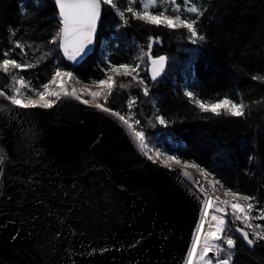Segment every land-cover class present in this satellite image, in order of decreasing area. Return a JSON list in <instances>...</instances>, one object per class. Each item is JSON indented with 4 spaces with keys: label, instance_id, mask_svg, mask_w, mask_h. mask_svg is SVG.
Instances as JSON below:
<instances>
[{
    "label": "water",
    "instance_id": "95a60500",
    "mask_svg": "<svg viewBox=\"0 0 264 264\" xmlns=\"http://www.w3.org/2000/svg\"><path fill=\"white\" fill-rule=\"evenodd\" d=\"M104 12L88 55L63 56L74 68L96 52ZM83 100L21 108L0 96V264H186L201 194Z\"/></svg>",
    "mask_w": 264,
    "mask_h": 264
},
{
    "label": "trees",
    "instance_id": "16d2710c",
    "mask_svg": "<svg viewBox=\"0 0 264 264\" xmlns=\"http://www.w3.org/2000/svg\"><path fill=\"white\" fill-rule=\"evenodd\" d=\"M115 2L121 9L128 6L127 0ZM194 2L206 9L197 24L206 39L197 43L188 39L186 29L147 25L132 18L131 13L127 14L129 23L124 25L115 10L105 5L97 50L76 69L64 59L58 42L52 43L60 27L54 0H0V59L4 51H9L11 59L36 64L21 72L37 85L57 66L90 81L104 73L107 60H137L138 52H148L154 39L151 56H168L169 67L164 78L153 81L149 57L143 54L149 95L145 96L142 87L133 82L129 88L117 86L106 101L103 97L95 101L128 116L131 109L127 102L135 97V111L141 121L136 127L147 132L150 146L168 148L182 160L195 161L215 174L224 189L256 196L264 205V81L253 79L264 76V0ZM177 3H181L185 17L195 16L184 8L188 0ZM140 5L137 2L133 6L138 9ZM164 7L174 14V5ZM15 41L26 46L25 54L19 48L11 51ZM130 79L118 77L116 83H128ZM10 83V76L0 72V88L12 95ZM187 91L205 101L242 97L250 108L245 117L201 113L186 96ZM81 95L93 100L88 93ZM156 116H163L168 123L159 124ZM260 222L264 224V220ZM236 228L229 220L225 235L236 241L232 264H264V241L250 246Z\"/></svg>",
    "mask_w": 264,
    "mask_h": 264
},
{
    "label": "snow or ice",
    "instance_id": "6c2138e0",
    "mask_svg": "<svg viewBox=\"0 0 264 264\" xmlns=\"http://www.w3.org/2000/svg\"><path fill=\"white\" fill-rule=\"evenodd\" d=\"M137 2L142 6L139 10L133 6ZM54 3L58 9L60 27L53 36L52 43L58 42V47L62 50L63 56L72 62L83 60L91 51L90 46L94 42L97 25L101 19L102 5H108L114 9L115 14L124 25L129 23L127 14L131 13L132 18L147 25L173 30L186 29L189 33L188 39L193 43L206 39V36L199 33L197 28L198 21L204 15L206 9L194 0H188V3L184 5L188 13L195 14L194 17H185L181 3H177V0H127L128 6L126 9L119 8L115 0H54ZM166 4L174 5L171 8V12L174 14H169L170 9L164 7ZM154 8H158L159 11H153ZM11 35L15 36V30L11 31ZM154 42V39L151 40L148 45L149 51L144 53L149 57L150 75L153 81L163 73L167 61L165 56L155 58L151 56V47ZM25 47L21 41H15L14 48L11 51L19 48L23 55L25 54ZM2 56L4 58L0 59V72L10 76L11 83L9 87L12 90V95H7L3 90H0V96H5L11 105L21 108H52L62 97L82 99L81 94L85 91L94 101L101 97L106 101L117 86L125 89L131 87L133 82L142 87L145 96L149 95V87L139 74L141 67L139 63L113 64L108 61L107 68L102 70L105 74L104 78L91 79L90 83L97 86V90L91 91L87 85L82 89H77L74 86L69 88L68 80L64 78H75L74 73L65 71L59 66L55 67L47 83L40 85V88H36L30 80H26L23 75L19 74L23 70L36 67V64L28 61L21 63L11 59L9 58V51H4ZM138 59L143 62V57H138ZM118 77H130L131 79L128 83L122 82L117 85ZM253 79L264 81V76H255ZM53 84L61 86L51 88L50 85ZM26 90L34 93L36 98L27 95ZM186 96L199 108L201 113H210L217 117L221 115L245 117L246 110L250 108V105L245 103L242 97L233 100L225 96L215 101H205L196 97L191 91H187ZM83 103L88 104L90 101L83 100ZM127 103L131 109L136 103V98L130 97ZM257 103H260V101H257ZM94 106L122 122L131 132L140 152L147 159L153 163L159 160L171 172L176 173L178 181L187 182L188 185L194 186L195 190L201 194L200 198L203 201L202 214L196 228L195 238L186 257V264H213L214 259L215 264H231L236 241L231 236L225 235L229 220L244 225V227H237L236 231L241 234L248 245L264 241V224L252 223L253 220H264V205L260 204V200L256 196L242 194L233 191L231 188L226 189V193L231 199L222 200L219 196L209 195L208 189L202 186L200 181L188 169L195 168L203 172L205 176L212 175L213 179L209 183L212 185L213 192L216 191L217 184L224 187L223 182L215 178V174L208 173L195 161L182 160L176 155H170L168 151L150 146L145 132L137 130L136 125H139L140 121H133L131 115H122L118 111L105 107L102 103H96ZM156 120L161 125L168 123L163 116H156ZM7 160L6 155L0 154V173L3 172V162ZM229 206L231 208L230 212L228 210ZM253 212L256 213L255 216H253ZM206 224L208 225L207 230H205ZM210 253H214V256H210ZM222 253H227L226 258H220Z\"/></svg>",
    "mask_w": 264,
    "mask_h": 264
},
{
    "label": "rangeland",
    "instance_id": "374dc122",
    "mask_svg": "<svg viewBox=\"0 0 264 264\" xmlns=\"http://www.w3.org/2000/svg\"><path fill=\"white\" fill-rule=\"evenodd\" d=\"M141 7H142V6L140 5V7H139L137 10H139ZM143 54H144V52H143V51H140V52H138L137 56H138V57H143ZM153 58H155V57H153ZM108 61H111V60H107V63H108ZM111 63H113V64H122V63L137 64V63H139V64L141 65V67H140V69H139L140 77L143 78L145 81H146V79H147V77H148V76L146 75V73H147V71H148L147 63H146V61L144 60V58H143V62H141L140 59H137V60H134V61H133V60H131V61L121 60V61H118V62L111 61ZM65 71H71V70H65ZM71 72L74 73V77H75V78H64V79H67V80H68V86H69V88H71V87L74 86V87L77 88V89H82V88L85 87V85H87L89 90H91V91H95V90H97V86H96V85H93V84L90 83L91 80H90V81H85V80L79 78V76L76 75V73H75L74 71H71ZM19 74L23 75L22 72H20ZM104 75H105V74L103 73L101 76H99V77H97V78H93V79H103V78H104ZM23 76H24V75H23ZM24 77H25L26 80H30V81L32 82V85H33L34 87H36V88H40V85H42V84H44V83H47L48 80L51 78V76H50V77H49L47 80H45L43 83L37 85V84H34L33 81H32L31 79H29L28 77H26V76H24ZM17 79H18V77H17ZM60 86H61V85H59V84H53V85H50L51 88H57V87H60ZM41 90H42V89H41ZM84 93H88V92L85 91ZM10 94H11V93H10ZM26 94H27V95H31V96H33V98H36L35 95H34V93H32L30 90H26ZM82 97H83V96H82ZM83 99H84V100H88V101H90V103H97V101L89 100V99H87V98H85V97H83ZM99 103H100V102H99ZM136 108H137V103H135L134 106L131 108V111H130L129 115H131L133 121H135V120H139V121H140V119H137V112L135 111ZM139 125H141V121H140V124H139ZM139 125H136V126H139ZM138 130H139V129H138ZM144 132H145V131H144ZM145 134H146V137H147V139H148V134H147V132H145ZM160 149L163 150V151H168L170 155H176V156H178V154H177L176 152L172 151L171 149H168V148H166V149L160 148ZM153 155H154V153H153ZM178 157H179V156H178ZM179 158H180V157H179ZM161 159H163V158H161ZM158 161H159V160H158ZM176 167H179V166H176ZM201 168H202V167H201ZM188 170H190L191 172H193L194 174L197 175V177L201 180V182L206 186V188L208 189L209 194H210L211 196H214V197H215V196H219V198L222 199V200H223V199H231V197L227 195V193H226V189H224L223 187H221L219 184L216 185V191L213 192L212 187H211L212 185L209 183V181H211V180L213 179V176H212V175L205 176V174H204L203 172H201V171H199L198 169H195V168H189ZM208 173H209V172H208ZM208 177H209V178H208ZM228 210H229V212L231 211L230 206H229V209H228ZM255 215H256V213L253 212V216H255ZM231 222H233V221H231ZM233 223H234L235 226L239 225V227H244V225L239 224V222H233ZM252 223H259V224H262V223L260 222V220H253ZM207 227H208V225L206 224V225H205V230H207ZM246 230H248V229H246ZM234 250H235V248H234ZM209 255H210V254H209ZM210 256H211V255H210ZM226 256H227V253H222L220 258L223 259V258H226Z\"/></svg>",
    "mask_w": 264,
    "mask_h": 264
},
{
    "label": "bare ground",
    "instance_id": "6f19581e",
    "mask_svg": "<svg viewBox=\"0 0 264 264\" xmlns=\"http://www.w3.org/2000/svg\"><path fill=\"white\" fill-rule=\"evenodd\" d=\"M208 172V171H207ZM209 178V177H208ZM212 187V186H211ZM240 237V236H239ZM242 238V237H241Z\"/></svg>",
    "mask_w": 264,
    "mask_h": 264
}]
</instances>
